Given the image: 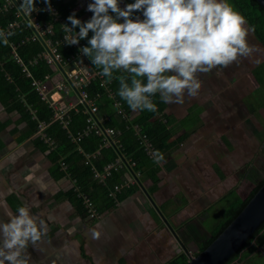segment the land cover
Returning <instances> with one entry per match:
<instances>
[{"label":"crops","instance_id":"1","mask_svg":"<svg viewBox=\"0 0 264 264\" xmlns=\"http://www.w3.org/2000/svg\"><path fill=\"white\" fill-rule=\"evenodd\" d=\"M74 1L75 8L71 14L75 13L81 21L89 20L93 13L87 11V5L92 0ZM226 2L230 6L234 5L230 0ZM21 3L22 0L11 4L4 0L0 10L15 8L20 21L25 22L27 13L21 9ZM131 3H135V0H119V7L123 9ZM44 6L47 8L45 4ZM57 10L61 14L58 8ZM36 12L38 11H33L32 14ZM137 17L143 20V12L136 11L132 14L133 19ZM53 18L51 23H59L63 28L54 16ZM245 27L249 28L247 23ZM92 35L90 31L87 39ZM81 41L89 46L84 40ZM248 45L252 47L251 44ZM258 45L261 46L258 47V51L262 53L261 63L254 60L252 52L249 57H240L237 62L222 70L218 66L210 73H198L197 77L202 82L198 96L192 98L186 94L183 105L168 104L162 99L164 106L161 111L157 105L156 115L149 121H162L173 128L169 139L170 148L162 153L163 160L157 162L156 155L152 156L146 151L144 136L154 145L155 152H159L151 138L143 132L142 122L131 127L140 141L149 166L135 171L137 163L131 157H125L116 151L117 159L110 164L120 161L122 166L115 171L123 169L125 165L128 171L124 173V182L115 184L110 195L115 186L119 185H123L121 191L112 195L116 200L117 194L123 189L133 188L134 191L122 201L118 200L116 207L110 210L101 211L103 199L96 205L86 192V183H82L75 173L84 175L88 167L93 180L102 184L107 182L108 176L112 174L107 175L105 172L109 164L101 171L95 160L104 159L102 149L116 146L104 141L107 135L105 129L117 130L105 126L112 116L105 112L99 115L96 111L94 121L88 128L96 126L90 130L102 135L100 144L95 151L89 153L77 144L79 155L82 154L83 159L77 156L68 161L73 153L57 152L60 143L47 134L50 124L40 121L38 128L31 130L32 120L36 117L35 110H30L33 117L28 119L14 103L6 104L0 100V222H10L6 211L19 215L18 209L27 207L38 227L43 222L46 228V233L35 248L29 242L27 253L31 256L30 264H168L185 252L184 247L193 255L200 252V244L214 234V224L210 226L207 215L214 212L220 218L223 217L230 204L231 194L236 192L245 197L254 185L264 179L263 165L261 170H256L260 175L259 181L255 179L256 171L251 164L254 160L258 163L261 156L251 145L258 137L253 135L249 127L251 119L259 121L264 111L262 101L260 104L254 100L257 93H264V44ZM77 62L87 73H101L86 56H80ZM61 63L64 68H76L64 61ZM61 65H54V72L50 74L48 81L50 86L64 80L66 73ZM245 66L248 71L236 87L231 78L235 76L234 72L242 71ZM245 78L249 80L248 84ZM100 80L109 98L118 107L114 119L123 117L131 121L141 115L142 110L123 108L109 88L110 81L104 76ZM78 94L76 88L72 89L71 86L53 91L47 102L50 107L54 104L56 110L68 111L75 108ZM99 97L101 94L92 100L97 102ZM235 107L238 114L246 117L245 120L240 119L237 113L232 115ZM27 108L30 107L27 105ZM56 110H53L54 117ZM259 122L256 131L259 138H263L264 121ZM66 129L70 133L69 127ZM116 132L119 148L121 143L118 136L122 131ZM261 144L262 142L258 143L259 147ZM250 145L252 150L247 148ZM153 169L157 171L150 174ZM244 181L251 185L248 191L242 190ZM81 193L93 200L99 217H92L84 208L78 195ZM101 195L97 194L99 198H102ZM230 264H264V229L253 244L246 247Z\"/></svg>","mask_w":264,"mask_h":264},{"label":"clouds","instance_id":"2","mask_svg":"<svg viewBox=\"0 0 264 264\" xmlns=\"http://www.w3.org/2000/svg\"><path fill=\"white\" fill-rule=\"evenodd\" d=\"M43 3L51 10V0ZM35 4L36 0H22L20 7L31 14ZM87 11L93 15L85 22L75 13L67 17L71 27L65 24L64 29L74 32L70 45L79 44L92 32L89 46L80 52L109 81L115 71L128 74L115 78L120 85L118 95L133 111L155 112L151 97L156 93L165 103L183 105L186 94L199 95L198 73H210L218 66L222 70L253 51L246 41L245 17L226 0H135L123 9L119 0H92ZM136 11L143 12V20L132 18ZM155 155L157 162L163 160L158 151ZM18 213L6 211L10 222H0V264H30L29 242L35 248L46 233L43 222L38 227L27 207H20Z\"/></svg>","mask_w":264,"mask_h":264},{"label":"trees","instance_id":"3","mask_svg":"<svg viewBox=\"0 0 264 264\" xmlns=\"http://www.w3.org/2000/svg\"><path fill=\"white\" fill-rule=\"evenodd\" d=\"M3 1L4 0H0V7L3 5ZM247 1L254 9L262 14L264 19V8L261 6V4L257 0ZM51 2L53 5L57 6L62 16H64L66 19L69 15H71L72 10L75 8L74 0H51ZM35 7L38 11L37 19L40 24L46 25L47 23H50L54 20L53 15H51L46 10L43 0H36ZM76 18L80 19V17ZM20 19L21 18L18 16L15 8L5 11L0 10V33H2V35H0V100L6 104L10 102L14 103L17 109L25 114L28 119L33 117V114L30 113V110H35L34 115L36 114V117L34 120H32L33 128L31 130H36L40 124V121L50 124L47 128V134L52 140L60 143L57 152L60 154H65V152L73 153L70 155V157H68V161L77 158V156L79 159H83L82 154L79 155L77 144H80L85 152H93L100 144L102 135L97 134L96 131L93 130L89 135L84 136L81 138L79 143H77L72 139L68 130L63 126L62 122L55 120L53 109L49 106L48 102L41 97V95L35 90L33 86L34 79H45L47 75H50L54 72L55 67L54 65L49 64L47 60L43 58H39L34 64H29L31 60L38 58L39 54L44 50V47L38 39H33L34 33L32 28L26 23H21L19 26H15L8 30V26L11 22H20ZM66 21L71 27L70 22L68 20ZM85 21L88 20H84L82 22ZM53 30L54 33L49 35V37L54 42L62 39L66 32L59 23L54 24ZM74 30L79 31V28L77 27ZM3 32H6V34H3ZM5 40H7V43L4 42ZM83 40L88 44L89 39L85 38ZM58 50L62 55V61L67 62L69 57H72V55H75L78 52V47L75 45H70V43H66L59 45ZM15 52L19 55L20 60L28 65L32 76H27L26 72L23 70V66L15 57ZM93 66L100 72L102 71L99 66ZM120 75L127 76L128 74L121 71H115L113 73V79L109 83V88L114 92L116 99L121 102V106L126 110H130L127 103L118 95L120 85L118 79L115 77ZM141 79L142 83H146V77ZM86 89L89 92L90 98H95L98 94H101V97L97 98V102H95V104L98 106V114L103 115V112H105L112 116L111 120L108 123L106 122L105 126H111L122 131V134L118 136L120 138L121 147L118 148L116 145L113 146V148L115 147L118 149H113L112 147L104 148L102 149L104 159L101 160L98 158L95 160L101 171L104 170V166L116 161V151L120 155L123 154L125 157H131V160L137 163L135 171H138L139 168L144 169L145 167L147 168L149 166L147 163L148 161L145 160L147 157L140 147V141L133 128H131L133 125L140 124L141 122L143 125V132L151 138L159 152L162 154L163 152L169 150V139L172 137L173 128L170 127L168 123H163L162 121H149L156 115V111L149 112L147 110H142L143 112L141 115H139L138 118H133L131 121L124 119L122 116V119L117 117L114 119L113 116H115L118 107L115 106L114 101L109 98L108 94L106 93V88L101 85L100 78L93 79ZM151 99L156 104V106L159 105L160 111L163 110L164 105L162 97L159 93L153 95ZM27 105L30 107L29 109L27 108ZM79 110V112H71L72 117L68 126L70 132L75 136H78L81 132L88 129V127L92 124V122L89 121L90 113L88 110L84 109L83 106H80ZM125 163L126 161H124V165ZM87 169L88 170L84 175H81V173H75V175L78 176V179L82 183H86V192L90 194L96 205H99L100 201L103 199L101 211L104 209L110 210L116 207L118 200L122 201L128 194H131L134 191L133 188H128L127 190L126 188L123 189L122 192L117 194L118 200H116L115 196L110 195L111 188H113L115 184H121L124 182V173L128 171L126 165L119 171H112V174L108 176L107 182L105 184L93 180L92 172L89 171L88 167ZM75 171L78 170L76 169ZM154 171H157V169L151 170L150 174L154 173ZM263 185L264 179L260 183L254 185V187L248 194H246L245 197L236 192L231 194L229 199L230 204L228 205L223 217L219 218L214 223L213 236L200 244V251L205 250L224 231V229L240 215V213L247 207L249 202L255 197ZM98 193L99 195L102 194V198L97 196ZM75 197L78 200L77 195H75ZM263 229L264 224L228 263L230 264L236 260L246 247L252 245ZM186 253L187 252L180 253L168 264H188L189 257Z\"/></svg>","mask_w":264,"mask_h":264},{"label":"built area","instance_id":"4","mask_svg":"<svg viewBox=\"0 0 264 264\" xmlns=\"http://www.w3.org/2000/svg\"><path fill=\"white\" fill-rule=\"evenodd\" d=\"M6 1L9 4H11L17 0H6ZM51 6H52L51 10H47V11L51 15H53L55 19L63 25V28L65 24H67L70 27L67 21H65L62 15L59 13L57 8L53 5ZM37 14L38 12H36V14L27 13V18H25V22L23 20L20 22L18 21L11 22L8 26V30L15 26H19L21 23L22 24L26 23L28 24L29 27L32 28V31L34 33L33 39H38L43 44L44 50L39 54L38 58H35V60H31L29 64H34L39 58H43L47 60L49 64L61 65L62 55L59 52L58 47L61 44L71 43V36L74 34L72 32H65V35L62 39L58 40L57 42H54L49 37V35H52L54 33V30H53L54 24L51 22L47 23L46 25L40 24L37 19ZM3 34H6V32H3ZM75 46L79 48V52L76 55L72 56L69 60H67L66 64L74 65V67H76L77 69L76 68L74 70L67 69L61 65V67L65 69L66 75L64 77V80L60 84L50 86L48 84V81L51 78L50 75H47L46 78L43 80H37V79L33 80V86L35 90L41 95V97L44 100L48 102L51 99L50 95L53 91L62 90L64 88L67 89L71 86H72V89L76 88L77 92L79 93L78 94L79 97H78L77 103L74 104L75 108L62 112V111L56 110V106L54 104H52L54 108L51 106L54 111L56 110L55 118L61 121L65 128H68L69 122L71 120V117H72L71 111L72 110H76L77 112L80 111L78 106H83L84 109L88 110V112L90 113L89 121L91 122L94 121V118H95L94 116L96 115L95 113L96 111H98V106L95 104L92 98H90L89 92L86 88L92 82L93 79L101 78L102 76L99 72L87 73L79 67V63L77 61L79 60L80 56H82L80 49L82 47H85V45L80 40L79 44ZM15 57L19 60L20 64L23 66V70L26 72L27 76H32L28 65L24 63L22 60H20V57L16 52H15ZM93 127L95 128L96 126H92L91 128L86 129L85 131L81 132L78 136L73 135L71 132L69 134L75 142L80 141L81 138H83L84 136H87L92 131L90 129H92ZM104 131L107 134L106 137L104 138V141L117 145V143L119 142L118 140H116L117 132L113 128H108V129H105ZM111 136H113L114 138ZM144 138L146 142H143V143L146 146V151L148 152V154H151L152 156L155 155L156 152H155L154 145L151 142H148L145 136ZM46 139L53 142L49 138H46ZM121 166H122V162L120 161L109 164L107 168L105 169V172L107 175H110L112 171L117 170L118 167H121ZM122 188H123V185L115 186L111 194L116 195V193L121 191ZM78 195L82 199L83 206L89 212V214L92 217H99L100 216L98 214L99 212L96 209V206L93 200L86 194L81 193Z\"/></svg>","mask_w":264,"mask_h":264},{"label":"water","instance_id":"5","mask_svg":"<svg viewBox=\"0 0 264 264\" xmlns=\"http://www.w3.org/2000/svg\"><path fill=\"white\" fill-rule=\"evenodd\" d=\"M257 1L264 8V0ZM263 224L264 185L240 215L205 250L192 256L184 247L189 256L188 264H227Z\"/></svg>","mask_w":264,"mask_h":264},{"label":"rangeland","instance_id":"6","mask_svg":"<svg viewBox=\"0 0 264 264\" xmlns=\"http://www.w3.org/2000/svg\"><path fill=\"white\" fill-rule=\"evenodd\" d=\"M230 1H232L233 4L235 5V6L233 5L234 7L233 6H231V7L235 11L239 12L241 15H243L245 17L247 26H249V28H246L248 30V35L246 37V40H249L250 42H247V43L251 44L252 48H254V50L252 51V52H254L253 53L254 54V60H258L261 63L262 62V59H261L262 58V53L260 51H258V47H261V46H259L258 44H264V19H263V16H262V14L259 11L254 9L247 0H234V1L230 0ZM248 64H250V62ZM247 71L248 70L246 69V66H245L242 71L234 72L235 76L234 77L232 76L231 79H232V82L234 83V85L236 87H237V83H239L238 81L241 80L242 76H244L247 73ZM246 80H247L246 84H248L249 80L248 79H246ZM262 88L264 89V86ZM262 94H264V93L263 92L257 93L255 95V97H254V100L256 102H259V103H260V101H262L261 103L264 106V95L262 96ZM260 99H262V100H260ZM223 100L225 101V99H223ZM190 112H192V111H190ZM236 113H237V107L232 109V115H236ZM262 113H263L262 116L259 117V121H261V122L264 121V111H262ZM238 115H239L240 119L242 118V120H245L246 117H244L243 114H238ZM127 118H128V115H127ZM259 121L255 120V119H251V124L249 126L250 130H252V132H253V135H255V136L257 135V137H258L253 142L251 140V142H252L251 145L253 147H255V149H257L258 155L261 156L260 160H258L259 161L258 163H256V161L254 160V162H255V164L253 162L254 166H253V164H251L252 168H255L254 171L261 170L262 165H263V169H264V139H263L264 137L263 138H259V136L257 134V131H256L257 126L260 125ZM261 142H262V144H261L262 146L259 147L258 143H261ZM251 145L247 146V148L252 150V146ZM257 171H256V173H258ZM256 173H255V177H256L255 179H258V181H259L260 175H259V173L258 174H256ZM250 186L251 185L249 184L248 181H244L243 185H242V190L244 189V191H248ZM207 217H209L208 221H210L209 223H211L210 224V226H211V225L214 224V222L216 220H218L220 218V215L218 213L216 214L214 212H210V214L207 215Z\"/></svg>","mask_w":264,"mask_h":264}]
</instances>
